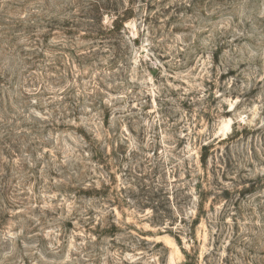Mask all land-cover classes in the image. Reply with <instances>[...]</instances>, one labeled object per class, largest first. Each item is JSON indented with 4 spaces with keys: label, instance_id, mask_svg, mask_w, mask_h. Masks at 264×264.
<instances>
[{
    "label": "rangeland",
    "instance_id": "obj_1",
    "mask_svg": "<svg viewBox=\"0 0 264 264\" xmlns=\"http://www.w3.org/2000/svg\"><path fill=\"white\" fill-rule=\"evenodd\" d=\"M0 264H264V0H0Z\"/></svg>",
    "mask_w": 264,
    "mask_h": 264
}]
</instances>
